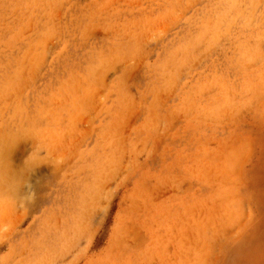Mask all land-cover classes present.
Segmentation results:
<instances>
[{
  "label": "rangeland",
  "instance_id": "obj_1",
  "mask_svg": "<svg viewBox=\"0 0 264 264\" xmlns=\"http://www.w3.org/2000/svg\"><path fill=\"white\" fill-rule=\"evenodd\" d=\"M0 264H264V0H0Z\"/></svg>",
  "mask_w": 264,
  "mask_h": 264
}]
</instances>
